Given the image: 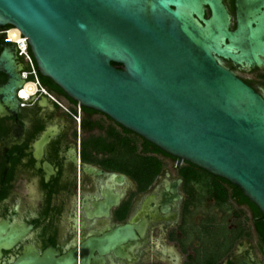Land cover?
<instances>
[{"label":"water","instance_id":"95a60500","mask_svg":"<svg viewBox=\"0 0 264 264\" xmlns=\"http://www.w3.org/2000/svg\"><path fill=\"white\" fill-rule=\"evenodd\" d=\"M205 5L211 7L205 16ZM238 28L224 0H0V27H19L28 36L41 77L53 80L70 98L102 112L166 153L195 164L239 186L264 216V96L240 78L264 67V0H236ZM4 46L0 71V117L14 116L20 107H48L43 94L35 106H21L17 90L29 78L17 64L18 43ZM116 63L119 66L114 65ZM18 116V115H17ZM17 117L0 145L6 169L10 158L35 149L40 169L43 147L53 125L35 148L10 155L12 144L25 139ZM178 162V166H179ZM44 170L55 173L45 160ZM92 171V170H91ZM146 193L143 210L126 223L88 230L78 249L64 255L51 245L43 256L35 247L12 264H135L153 223L178 220L183 178L170 179ZM124 173L113 172L102 182L105 200L87 204V227L110 214L119 203ZM0 223L2 247L14 248L33 224ZM34 251V253H31Z\"/></svg>","mask_w":264,"mask_h":264},{"label":"flooded vegetation","instance_id":"af4514ba","mask_svg":"<svg viewBox=\"0 0 264 264\" xmlns=\"http://www.w3.org/2000/svg\"><path fill=\"white\" fill-rule=\"evenodd\" d=\"M224 3L231 15L230 29L236 30L238 28L236 0H224ZM210 15L211 7L205 5V16ZM5 38L6 35L0 33V41L9 46ZM3 50L4 46L0 44V54ZM17 61V64H24L19 58ZM234 72L264 96V67L255 65L247 72L238 68ZM7 80L8 74L1 70L0 85ZM40 80L59 101L71 111L74 109L77 102L51 78L42 75ZM37 101L25 106H35ZM48 105L20 107L18 116L0 117V145L7 131L13 128L17 117L21 118L20 123L24 126L25 139L22 144L11 145L10 155L26 148H35V145H30L32 139L40 140L47 130L53 125H58L43 147L44 155L40 159V169L36 166L38 162L34 155L36 148L10 158V168L0 196V223L7 214L12 213L11 224L15 227L33 224L34 228L20 239L14 248H1L3 256L0 257V264H12L20 256L28 254V251L24 250L26 247L40 249L41 256L51 245L59 251L58 255L79 248L80 257L82 255L80 246L89 229L97 230L129 222L138 210L145 211L143 205L146 193L163 182L167 177V171L171 173V180L181 177L172 172L166 161L174 162L179 173L185 160L179 162L175 156L150 151L145 147L143 140L137 147L133 141L134 137L131 136H135L136 133L122 132L129 140L128 150L133 151L134 148L136 154L154 156L162 163V169L152 185L141 191L133 175L132 153L126 160H119V155L126 153L127 148L122 142L109 136L113 128L119 127V131H122L123 126L102 112L88 114L84 109L81 121L78 122L58 102L48 98ZM96 114L110 119L115 127L103 125L101 118L95 117ZM136 136L143 138L138 134ZM6 158L7 155L0 150V187L6 169ZM45 160L55 169V173H50L49 181H46L48 170L43 168ZM113 172L128 176L127 181L119 187V203L112 206L108 216L97 218L88 228L85 208L87 204L92 207L93 203L105 200L102 182ZM181 193L184 198L179 207L178 220L171 215L170 221L152 224L148 241L135 264H264V231L259 228V219L255 216L253 208L243 202L241 197H232L228 192L222 203L210 195L199 200L198 196L188 193L184 180ZM230 201L250 210L251 229L247 228L245 223L232 224L229 218L225 220ZM204 202L207 209L211 206L216 207L215 213L209 215L197 212L198 207ZM11 227L0 235H7Z\"/></svg>","mask_w":264,"mask_h":264},{"label":"trees","instance_id":"16d2710c","mask_svg":"<svg viewBox=\"0 0 264 264\" xmlns=\"http://www.w3.org/2000/svg\"><path fill=\"white\" fill-rule=\"evenodd\" d=\"M9 26L12 25H7L6 27ZM5 41L7 45L12 44V42L7 38H5ZM113 64L117 66L116 63ZM83 109L88 114H93L94 112H96V110L85 106H83ZM122 129V131H119L117 128H113L109 136L113 140L122 142L123 145L127 148V150H125L126 153H122L119 155V160H126L127 156L132 153L131 156L133 157L134 165L133 175L138 182L139 189L141 191H145L152 185L157 175L160 173L162 169V163L158 158L154 156H142L136 154L134 148L133 151L128 150L130 148V143L127 139V135L123 134L122 132L126 134L134 132L124 127H122ZM142 140L145 144V147H148V150L170 155L159 147L155 146L153 143L147 141L145 138H142ZM179 175L184 179V185L188 193L198 196L199 200H201L206 195H210L214 196L220 203H222L228 192L232 197H241V200L243 202H246L253 208L255 216L259 219V228L264 231V216L262 212L248 197H246L245 195L242 196L243 191L239 186L229 182L222 177L216 176L209 171L188 161H185V163L179 169Z\"/></svg>","mask_w":264,"mask_h":264},{"label":"built area","instance_id":"2783aa9c","mask_svg":"<svg viewBox=\"0 0 264 264\" xmlns=\"http://www.w3.org/2000/svg\"><path fill=\"white\" fill-rule=\"evenodd\" d=\"M0 33L6 35L9 41L13 44L18 43L17 55L25 65V68L21 70L22 78H29L30 73L35 74L33 79L27 80L17 91V96L21 101V106H25L32 101L39 100V98L45 93L49 99L58 102L62 107L70 112L78 122H80L83 115V105L77 102V105L71 111L69 107L59 101L58 97L52 91L43 85L39 77L40 71L32 53L28 36H26L22 30L16 26L0 27Z\"/></svg>","mask_w":264,"mask_h":264},{"label":"rangeland","instance_id":"374dc122","mask_svg":"<svg viewBox=\"0 0 264 264\" xmlns=\"http://www.w3.org/2000/svg\"><path fill=\"white\" fill-rule=\"evenodd\" d=\"M95 117L101 118L103 125H106V126L110 125V126L115 127V124L110 119H108L107 117H105L101 114H96ZM117 129L120 130L119 127H117ZM131 136L134 137L133 141H134L135 145L137 147L140 146L142 143V139L136 135L135 136L131 135ZM166 165L172 170V172H174L175 175L179 174L175 168L174 162L167 160ZM210 205H212V203H210ZM215 210H216V207H214V206H211L209 209H207L205 206V202H204L203 205L198 207L197 212H199L200 214L207 213L210 215L211 213H215ZM227 210H228V213H226V215H225V220H228V218H229L230 223H232V224L235 222H241V223H245L247 228H249V229L252 228L250 210L247 207H241L236 202L230 201ZM214 232H216V231H214ZM214 237H215V235H214Z\"/></svg>","mask_w":264,"mask_h":264}]
</instances>
